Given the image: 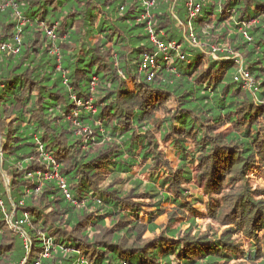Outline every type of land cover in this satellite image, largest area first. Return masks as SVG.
Returning <instances> with one entry per match:
<instances>
[{
    "label": "trees",
    "instance_id": "16d2710c",
    "mask_svg": "<svg viewBox=\"0 0 264 264\" xmlns=\"http://www.w3.org/2000/svg\"><path fill=\"white\" fill-rule=\"evenodd\" d=\"M7 1L0 264H264V0Z\"/></svg>",
    "mask_w": 264,
    "mask_h": 264
},
{
    "label": "built area",
    "instance_id": "2783aa9c",
    "mask_svg": "<svg viewBox=\"0 0 264 264\" xmlns=\"http://www.w3.org/2000/svg\"><path fill=\"white\" fill-rule=\"evenodd\" d=\"M0 2H1L0 8H4L6 5H8L10 3L7 0H0ZM151 3H152V1H150L149 4H151ZM149 31H150V38L153 41V43L155 44L156 48L163 54V56L165 58L169 57L170 56V49L175 48L174 43H172V42L165 43L164 41L157 39L152 30L149 29ZM47 34H49V36L53 37V34L50 32V30L47 31ZM154 64H155L154 56L150 55V54H144L142 66L143 67H146L148 65L153 66ZM151 76H152V73H149L147 78L150 79ZM58 180H59L61 188H64L65 184H64L63 179L58 178ZM64 191H65L66 197L69 198V194L66 192L65 189H64Z\"/></svg>",
    "mask_w": 264,
    "mask_h": 264
},
{
    "label": "rangeland",
    "instance_id": "374dc122",
    "mask_svg": "<svg viewBox=\"0 0 264 264\" xmlns=\"http://www.w3.org/2000/svg\"><path fill=\"white\" fill-rule=\"evenodd\" d=\"M129 85L132 87V85L130 83H129ZM223 130H225V132H227L228 128L224 127ZM165 154H166L167 157L174 159V157L171 155V153L168 150L165 151ZM258 182L263 184V180H261V178L258 179ZM163 205H166V206L170 207L169 205H167V203H164ZM196 207H200V205H196ZM163 220H164V216H161V217H159L157 219V222H162ZM182 220H183L182 218L178 219V221H182ZM197 223H198V225H200L202 231H205L207 226L209 225V224H207V222L203 221L202 218H200V217L197 218ZM224 227H226V226H223V227H220V228L222 229ZM147 236H148V233H147Z\"/></svg>",
    "mask_w": 264,
    "mask_h": 264
},
{
    "label": "water",
    "instance_id": "95a60500",
    "mask_svg": "<svg viewBox=\"0 0 264 264\" xmlns=\"http://www.w3.org/2000/svg\"><path fill=\"white\" fill-rule=\"evenodd\" d=\"M6 182H7V180H6Z\"/></svg>",
    "mask_w": 264,
    "mask_h": 264
}]
</instances>
